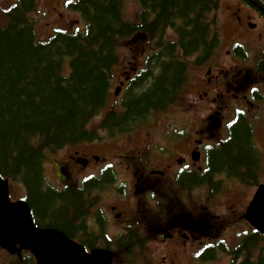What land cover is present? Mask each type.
<instances>
[{"label": "flooded vegetation", "instance_id": "obj_1", "mask_svg": "<svg viewBox=\"0 0 264 264\" xmlns=\"http://www.w3.org/2000/svg\"><path fill=\"white\" fill-rule=\"evenodd\" d=\"M222 1L226 12L222 26L216 17L209 26L206 17L209 11H220L224 15V9L219 8ZM214 2L211 10L204 11L202 20L203 28L206 29L207 46L200 44L188 55L190 65L187 68L183 99L191 137L193 131V141L190 138V146L185 155L173 156L175 151L170 152L166 148L163 163L156 166L148 161L143 162L140 150L132 148L125 141H121L123 149L117 150L121 154L113 155L121 158L117 161H113L112 155L76 152L68 157L67 162L58 166V184L46 186L40 192L49 195L51 214L58 211L62 206L61 202L67 197L72 196L74 200L76 194L84 192L91 183L97 187L95 191L102 192L99 196L90 194L96 204L101 203V199H105L107 195H114L120 201L125 197L137 198L134 201L139 209L142 206L139 201L146 202L142 198L145 196L153 206L152 215L144 205L143 210H137L142 217L129 220L122 208L115 203L108 206L111 212L109 216L106 208L93 212L82 208L84 215L78 219L76 216L68 218L70 226L62 228L53 224L56 220L51 218L50 213L40 214L34 200L30 203L29 197L28 204L36 215V226L65 233L75 242L81 243L88 252L103 249L112 251L117 258L151 256L153 246L171 242L176 247L182 246L183 250L192 247L190 256L195 260L201 259L209 254V249L205 247L208 235L222 238L224 242L225 231H233L240 224L245 227L233 236L234 240H238L237 250L244 252L246 247L255 248V239H264V235L258 233L245 219L248 206L259 187L264 184V133L260 137L257 135L262 129L264 132V0ZM138 3L141 7L139 0ZM215 8L217 9L214 10ZM125 12L126 9L123 8V14ZM146 13L150 14L144 8L139 16ZM130 50L132 53L135 51L134 48ZM137 54L139 58L140 53ZM136 71L137 65L129 62L128 71L124 73L125 85L128 75ZM139 71L146 74V70ZM125 93L131 94L127 91ZM170 93L173 96L174 92L167 91L168 100L172 97ZM240 127L241 130L248 131L250 167L239 165L234 174L225 166L215 171L210 170V145L214 147L215 141H221V150L231 140L232 131L239 130ZM135 150L137 153L133 154ZM194 153H198V161H194ZM143 155L147 159L148 154L145 152ZM108 162L116 165L115 168L110 165V168L119 177L111 182H107L113 179L111 171L94 168L95 165ZM67 177L71 184H65ZM120 189L128 191L124 195L121 193V197L116 195ZM231 191L234 192V199L233 203L228 204V209H232L234 213L241 211V215L235 222L228 221L225 226L213 214H210L209 220L208 205L215 201L220 203ZM230 194L232 193L227 198L231 197ZM112 213L113 222L119 227L117 232L110 231ZM226 250L230 257L233 256L232 247L228 243ZM0 264L40 263L29 251H23L18 256L0 248Z\"/></svg>", "mask_w": 264, "mask_h": 264}, {"label": "trees", "instance_id": "obj_2", "mask_svg": "<svg viewBox=\"0 0 264 264\" xmlns=\"http://www.w3.org/2000/svg\"><path fill=\"white\" fill-rule=\"evenodd\" d=\"M139 1L141 10L150 14H143L138 24L124 19V0H79L72 9L82 17L85 28L56 27L42 40L30 18L35 2L24 0L0 27V175L23 184L30 203L34 200L38 212L50 213L56 220L53 224L62 228L70 226L68 218L84 215L82 208L89 207L84 195L91 194L94 186L90 183L74 200L67 197L51 214L49 195L40 193L44 191L45 164L49 155L68 145L100 138L88 127L106 106L111 71L119 62L118 45L139 30L162 42L163 34L172 27L184 56L200 44L207 46L202 20L214 0ZM162 54L154 65L160 70L158 76L154 78L152 71L138 80L133 87L136 96L133 93L125 102L126 112L105 116L100 129L124 131L142 120L146 110H158L163 100L167 102V91H173L175 98L185 66L176 59L173 44L168 43ZM241 128L232 131L231 140L221 150L210 154V170L225 166L234 174L239 165L250 167L248 131ZM246 252L244 264H264L263 254L253 262L251 247Z\"/></svg>", "mask_w": 264, "mask_h": 264}, {"label": "rangeland", "instance_id": "obj_3", "mask_svg": "<svg viewBox=\"0 0 264 264\" xmlns=\"http://www.w3.org/2000/svg\"><path fill=\"white\" fill-rule=\"evenodd\" d=\"M15 0H0V25L3 24L4 18H3V12L2 9L9 6L12 4ZM124 4L127 5V11L129 15L125 13V16L128 20L131 21H137V13H138V5L136 2L133 0H124ZM44 8V7H43ZM42 8V9H43ZM224 9V15L222 12L219 11V24L222 26V21L224 16L226 15L225 8H224V2H221V8ZM59 11H52L49 13L47 17H43V23H38V32L39 36L43 38H47L54 26L56 27V24L54 26L52 25H46V21L52 22L53 18L55 17L54 21L58 20L59 14L61 15V12L65 14L66 18H64L63 21L59 22L62 27L68 30H74L76 28H82L84 25L81 22V18L79 15L74 14V13H69L66 12L62 6L58 8ZM171 35L168 34L167 37H170ZM136 39H139L138 37H134L132 40L131 38L128 40H131L132 42H135ZM125 41H122L120 43V47L118 49V56H119V64L118 68L116 70V76L114 79V88H113V93L114 89L120 85L121 81H124L125 78V72L128 71L129 67V62L133 61L135 55H137L138 52H142L140 47L138 49H135V54L131 56V50L127 47L126 44H124ZM124 44V45H123ZM153 79V76H151ZM114 98V94L112 95V100ZM119 99V98H118ZM163 103H168L169 104L172 102L175 104L176 98L172 96L167 102L165 100L162 101ZM179 105V106H177ZM177 106L176 109L172 108L171 110H166L158 113V115H151L149 116L148 120L145 121L144 123H147L145 127L138 129L134 133H126V134H121L119 137H117L115 140H110L114 141L112 143H109L112 148L116 150H122L123 146L121 145V141H124L125 138H130L128 141H132V145L134 148H137L141 150V152L145 153L148 151V157L146 161H148L150 164L154 165H160L163 163L162 160L166 157L164 152L166 151V148L170 150V152H174L173 156H178V155H185V151L189 148L190 146V138L191 136H187L184 141L177 142V138H179V133H181V129L183 130V124L186 123L187 126L190 128V124L187 121V115L185 113V106L183 101L180 103V101L175 105ZM184 108H181V107ZM162 107V106H160ZM147 111V110H146ZM144 112L142 118H145L148 114ZM146 113V114H145ZM145 115V116H144ZM98 120H95L93 124L95 125V122ZM263 129L257 133V135L260 137ZM72 150L69 148L65 149L62 153H60L56 159L61 160V162H65L67 160V155L71 153ZM110 152V151H107ZM134 153V152H133ZM156 165V166H157ZM47 180L48 183L54 184V180L56 179L57 172L55 168H53V164L50 162L47 165ZM13 197L14 199H22L24 197L22 188H20L18 185H13ZM240 193V190H238ZM227 193V192H226ZM230 194V198H227V196ZM228 194L224 196V200L222 198L221 202L215 201L214 204L208 205L209 206V213H212L216 219L220 218V222L222 223H227L228 221L235 222V220L241 215V211L237 212H232V209H228V204L233 203L232 200L234 199V192L231 191ZM242 193V192H241ZM200 196L203 197V193H199ZM243 194V193H242ZM239 196V195H238ZM237 196V198H238ZM202 197H199L200 200H202ZM107 198V197H106ZM137 201V198L135 199ZM119 205L122 208V211L125 212L127 210V216L129 219L134 218L135 215L137 214V205L134 199L132 198H123L118 200L115 198V196H112V199L107 198V202L104 201V199H101V207L103 209H107L109 211L108 206L110 207V204H115ZM146 205L149 209H153L152 206L146 202H142V206ZM225 219H227L225 221ZM218 223V222H217ZM245 225L243 224L237 225L233 231L229 229V231H225L226 235L224 237L225 240H228L229 244L235 246V243L238 244V240H234L233 236L237 234V231L240 229L244 228ZM117 232V231H114ZM264 247V240L260 242V245L256 251V253L259 251V249ZM182 246L176 247L175 243L171 242H165L162 245L158 246H153L150 260H149V255L142 257L140 255L132 258L137 260V264H194L191 259H190V252L191 251H186L183 250ZM198 262V261H195ZM230 259L228 256L221 254L218 256L214 262L212 263H207V264H229Z\"/></svg>", "mask_w": 264, "mask_h": 264}, {"label": "water", "instance_id": "obj_4", "mask_svg": "<svg viewBox=\"0 0 264 264\" xmlns=\"http://www.w3.org/2000/svg\"><path fill=\"white\" fill-rule=\"evenodd\" d=\"M247 220L264 233V190L250 207ZM0 244H15L25 241L41 246L47 258V264H110L105 256L96 254L87 256L77 245L57 232H42L34 228L30 208L26 203H11L8 182L0 177ZM105 257V261H100Z\"/></svg>", "mask_w": 264, "mask_h": 264}]
</instances>
